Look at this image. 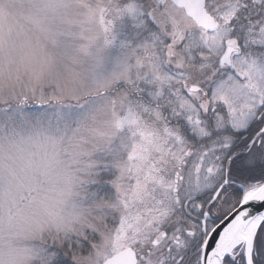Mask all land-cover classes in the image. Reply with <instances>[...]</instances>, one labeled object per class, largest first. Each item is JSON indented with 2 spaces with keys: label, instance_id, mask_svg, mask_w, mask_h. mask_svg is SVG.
Here are the masks:
<instances>
[{
  "label": "snow or ice",
  "instance_id": "1",
  "mask_svg": "<svg viewBox=\"0 0 264 264\" xmlns=\"http://www.w3.org/2000/svg\"><path fill=\"white\" fill-rule=\"evenodd\" d=\"M125 4L123 156L41 264H264V0Z\"/></svg>",
  "mask_w": 264,
  "mask_h": 264
},
{
  "label": "rangeland",
  "instance_id": "2",
  "mask_svg": "<svg viewBox=\"0 0 264 264\" xmlns=\"http://www.w3.org/2000/svg\"><path fill=\"white\" fill-rule=\"evenodd\" d=\"M126 8L0 0V264H41L46 246L91 226L103 165L127 142L111 76Z\"/></svg>",
  "mask_w": 264,
  "mask_h": 264
},
{
  "label": "water",
  "instance_id": "3",
  "mask_svg": "<svg viewBox=\"0 0 264 264\" xmlns=\"http://www.w3.org/2000/svg\"><path fill=\"white\" fill-rule=\"evenodd\" d=\"M121 259L124 261H127L128 257L125 256V257H122Z\"/></svg>",
  "mask_w": 264,
  "mask_h": 264
},
{
  "label": "flooded vegetation",
  "instance_id": "4",
  "mask_svg": "<svg viewBox=\"0 0 264 264\" xmlns=\"http://www.w3.org/2000/svg\"><path fill=\"white\" fill-rule=\"evenodd\" d=\"M192 10H193V12L195 13V11H196V8H195V6H193V9H192Z\"/></svg>",
  "mask_w": 264,
  "mask_h": 264
}]
</instances>
